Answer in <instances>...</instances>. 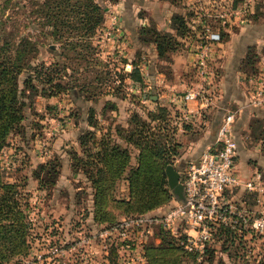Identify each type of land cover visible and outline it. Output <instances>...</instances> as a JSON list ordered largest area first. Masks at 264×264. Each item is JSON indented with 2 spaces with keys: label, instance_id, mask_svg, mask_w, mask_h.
Wrapping results in <instances>:
<instances>
[{
  "label": "rangeland",
  "instance_id": "obj_1",
  "mask_svg": "<svg viewBox=\"0 0 264 264\" xmlns=\"http://www.w3.org/2000/svg\"><path fill=\"white\" fill-rule=\"evenodd\" d=\"M45 1L0 0V6H4L1 18L5 32L14 40L25 36L36 43L34 63L55 61L50 47H54L57 53L61 52L68 78L58 80L71 86L58 94L38 95L30 105L29 100L24 98L26 104L22 108L19 130L10 133L0 151V180L16 191L18 207L24 211L25 227L22 248L16 246L9 251L0 247V264H200L193 256L169 247L170 235L158 227L152 234L145 230L142 234L129 231L126 237L117 236L114 239L99 236L102 226L112 225L122 217L152 215L157 209H167L175 200L172 197L151 210L137 211L129 206L133 199L128 184L116 181L114 185H106L105 192L117 203L110 202L108 214H104L106 219L101 220L94 204V188L81 165L73 166V155L85 158L80 138L87 131L102 130L107 124L98 118L105 116L137 115L149 126L162 129L163 121H150L148 117L160 107L165 109L169 128L177 132L183 130L186 124L177 119L179 114L176 110L171 111L162 103L156 104L157 99L153 100V96L158 97L164 90L163 84L160 82L153 87L144 81L143 66L149 62V48L143 50L139 45L140 26L124 27L123 24L122 27L120 20L126 16L125 4L129 11L136 10V16L142 19V26L172 34L173 48L167 50L166 59L156 63L157 72L166 79L171 77L173 53L188 56L208 44L212 71V89H208L215 95L213 106L221 98L216 84L221 77L218 59L227 37L241 30L248 31V34L260 33L257 40L247 47L238 65V80L249 87L248 101L253 105L255 81L264 75V0H96L104 9V20L87 39L90 48L84 47L82 39L75 50H69V46L63 48L55 41L56 37L49 34L52 29L47 24L41 25L45 22L42 17ZM175 14L183 20V34H177L170 28ZM206 27L220 33L217 42H206ZM150 36L151 31L144 38L149 39ZM146 42L154 45L157 56L155 43ZM187 66L188 77L195 84L198 78L191 59ZM135 67L141 73L140 81L127 74ZM26 75L27 72H24L19 76L20 90ZM34 83L38 88H46L44 83L36 80ZM185 90L179 93L182 104ZM255 120H259V124ZM59 132L77 136L74 145L58 144V149L63 148L60 155L52 150ZM93 134L95 143L104 138L98 136L101 132ZM105 136L114 141L110 135ZM239 139L244 146L249 149L254 147L264 156V115L253 117L243 133L239 130ZM91 142L88 141L89 146ZM46 162L57 163L58 176L53 184L46 182L45 171H39V164ZM250 162L255 164L252 159ZM235 168L234 173L240 183L229 189L227 196H233L235 202H242L253 212L257 196L244 187V182L256 171L263 173L254 169L250 175L251 170H240L239 174ZM118 200H122L121 203ZM55 247L59 250L53 253ZM19 248L22 250L19 251ZM143 257L144 261H141ZM204 258L209 264H264V234L244 239L228 231H217Z\"/></svg>",
  "mask_w": 264,
  "mask_h": 264
},
{
  "label": "trees",
  "instance_id": "obj_2",
  "mask_svg": "<svg viewBox=\"0 0 264 264\" xmlns=\"http://www.w3.org/2000/svg\"><path fill=\"white\" fill-rule=\"evenodd\" d=\"M103 8L96 0H47L42 6V17L52 30L49 32L55 41L69 46V50H75L83 40L85 48H90L87 39L91 38L95 29L104 20ZM4 6H0V151L6 145L7 137L12 131H18L22 120V108L25 106L24 98L29 100V105L38 95H54L71 87L62 84L58 79L68 78L63 54L56 52L54 47L50 51L54 53L55 61L34 63L32 60L37 52L36 43L29 37L20 36L16 40L10 38L5 32L4 22L1 18ZM77 20V22H76ZM77 23V24H76ZM184 24L180 15L175 14L171 18L170 28L177 34H183ZM147 26L140 25V42L147 43L150 40L155 43L157 58L166 59L167 50L175 44L171 33L165 31L150 30ZM151 31L149 39L144 36ZM76 39V40H72ZM81 56V53H78ZM27 72L22 81L23 89H19V76ZM133 80L140 81L141 73L135 67L127 73ZM34 80L44 83L46 88H38ZM167 114V113H166ZM150 121H163V128L149 126L140 116L130 117L128 126L120 128L122 133L118 135L127 143L137 148L136 165H130V151L122 147L108 136H103L95 143L94 132L87 131L80 138V145L85 158L73 155V166L81 165L87 179L94 188V204L99 211L97 216L105 220L110 202L105 192L106 185H114L116 181L124 179L132 194L133 204L129 206L137 211L151 210L170 198L178 200L167 187L165 167L173 164L180 155L181 144L176 140V131L169 128L166 122L165 109L157 108L155 113L148 114ZM117 129V131H119ZM62 133L56 134V142L52 148L54 153L60 155L63 150L61 143ZM88 141H93L88 145ZM55 163V164H54ZM56 162L39 164V171H45L46 182L53 184L58 176ZM1 175V172H0ZM38 177L39 174H36ZM36 177V178H37ZM1 179V176H0ZM107 186V187H108ZM111 200V201H110ZM121 203L122 200H118ZM112 206V205H111ZM127 216V215H126ZM24 211L19 209L16 191L11 185L0 180V247L13 251L14 247L23 246L25 227L23 224ZM227 231V230H219ZM169 247L176 248L184 254H194L184 251L178 243V239L170 236ZM19 248V251L22 249ZM6 250V251H7ZM192 257V258H193Z\"/></svg>",
  "mask_w": 264,
  "mask_h": 264
},
{
  "label": "built area",
  "instance_id": "obj_3",
  "mask_svg": "<svg viewBox=\"0 0 264 264\" xmlns=\"http://www.w3.org/2000/svg\"><path fill=\"white\" fill-rule=\"evenodd\" d=\"M206 42H217L218 31L206 27ZM208 44L193 53L191 63L198 81L185 90L183 101H197L199 109H207L215 102L211 94V67ZM210 88V90L208 89ZM252 104L264 106V75L255 81ZM236 112L227 110L217 129L214 143L200 155L197 163H190L180 174L183 197L175 200L167 209L152 215L122 217L114 224L101 227L99 236L105 238L126 237L129 231L146 230L152 234L155 227L178 239L181 248L194 254L200 264H209L204 254L212 241L213 234L227 230L239 238L264 234V179L260 172L244 182V187L256 194V210L251 212L242 202H235L227 191L239 185L234 173L237 143L233 135ZM182 175V180H181ZM230 192V191H229ZM143 236V235H141ZM59 249L54 248L56 253ZM137 258V257H136ZM144 261V257L143 260Z\"/></svg>",
  "mask_w": 264,
  "mask_h": 264
},
{
  "label": "crops",
  "instance_id": "obj_4",
  "mask_svg": "<svg viewBox=\"0 0 264 264\" xmlns=\"http://www.w3.org/2000/svg\"><path fill=\"white\" fill-rule=\"evenodd\" d=\"M125 4V17L120 20L122 27H139L142 25V19L138 18L135 11H129ZM167 26V25H166ZM260 33L248 34V31L241 30L240 32L231 34L227 37L224 44V48L220 58L218 59V66L220 72V79L216 82L220 92L221 98L219 101L208 109H199L197 101H189L182 104L179 99V93L182 89H188L193 84L192 78L188 77V60H192L193 54L181 55L180 53H173L171 56V77L166 79L164 75L157 72L156 63L160 59L155 54V48L153 44H139L141 49L145 50L149 48L148 56L149 62L143 67V78L146 84L149 86L163 84L164 90L161 94L153 96V100L157 99V103H162L169 110H176L179 116L178 120L185 121L183 130H177L175 137L181 144L180 155L175 159L172 164L177 171L182 174L190 163H197L201 153L208 147H210L216 138V133L220 121L223 118L224 111L227 109H235L236 119L233 125V135L237 143V156L234 160V167L236 172L239 174L242 172H248L250 175L252 170L260 169L264 177V156L253 147L249 149L243 145V141L239 139V130L243 133L247 130L248 123L253 117H260L264 115V106H256L249 104L248 89L246 86L238 80V65L241 58L244 56L247 47L257 40ZM132 55V53H131ZM190 85V86H189ZM181 105H184V109ZM131 116H105L98 118L99 121L107 125L102 130L95 129V135L99 134V137L110 135L115 142L120 144L122 147H127L130 151V165L136 162V156L138 153L137 148L127 143L121 138L118 133H122V130L117 131L116 127L126 128ZM259 124V120H255ZM103 127V126H100ZM61 143L67 144L77 143V136L74 137L71 133H64L62 135ZM65 139V141H64ZM242 143V144H241ZM64 152V151H63ZM62 153V151H60ZM239 156V158H238ZM252 159L255 164L252 165L250 162ZM241 170V171H240ZM246 175V176H248ZM264 179V178H263ZM121 184H126L124 179L119 180Z\"/></svg>",
  "mask_w": 264,
  "mask_h": 264
},
{
  "label": "water",
  "instance_id": "obj_5",
  "mask_svg": "<svg viewBox=\"0 0 264 264\" xmlns=\"http://www.w3.org/2000/svg\"><path fill=\"white\" fill-rule=\"evenodd\" d=\"M165 174L167 178V184L171 189V192L176 196V198L182 199L183 190L180 183V173L172 164H168L165 167Z\"/></svg>",
  "mask_w": 264,
  "mask_h": 264
}]
</instances>
